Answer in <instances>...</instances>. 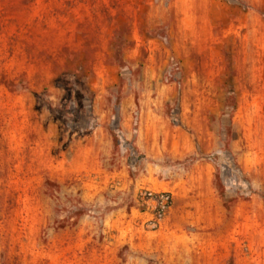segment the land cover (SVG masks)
<instances>
[{
    "label": "rangeland",
    "instance_id": "1",
    "mask_svg": "<svg viewBox=\"0 0 264 264\" xmlns=\"http://www.w3.org/2000/svg\"><path fill=\"white\" fill-rule=\"evenodd\" d=\"M0 264H264V0H0Z\"/></svg>",
    "mask_w": 264,
    "mask_h": 264
},
{
    "label": "built area",
    "instance_id": "2",
    "mask_svg": "<svg viewBox=\"0 0 264 264\" xmlns=\"http://www.w3.org/2000/svg\"><path fill=\"white\" fill-rule=\"evenodd\" d=\"M149 196L152 197L153 201L156 204L157 219H161L165 215L167 210L170 208V204H171L170 197L166 194H157V195L149 194Z\"/></svg>",
    "mask_w": 264,
    "mask_h": 264
}]
</instances>
